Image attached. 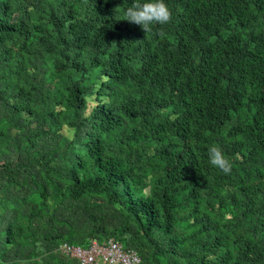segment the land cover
Instances as JSON below:
<instances>
[{"label":"trees","instance_id":"1","mask_svg":"<svg viewBox=\"0 0 264 264\" xmlns=\"http://www.w3.org/2000/svg\"><path fill=\"white\" fill-rule=\"evenodd\" d=\"M166 3L0 0V264H264V0Z\"/></svg>","mask_w":264,"mask_h":264},{"label":"clouds","instance_id":"2","mask_svg":"<svg viewBox=\"0 0 264 264\" xmlns=\"http://www.w3.org/2000/svg\"><path fill=\"white\" fill-rule=\"evenodd\" d=\"M123 15L125 20L139 25L144 32H149L157 25L168 24L172 14L166 0H124ZM208 161L224 174H230L231 162L224 156L221 148L210 147Z\"/></svg>","mask_w":264,"mask_h":264},{"label":"built area","instance_id":"3","mask_svg":"<svg viewBox=\"0 0 264 264\" xmlns=\"http://www.w3.org/2000/svg\"><path fill=\"white\" fill-rule=\"evenodd\" d=\"M59 250L77 259L78 264H139L140 261L135 251L123 248L113 238L92 239L86 247L64 242Z\"/></svg>","mask_w":264,"mask_h":264}]
</instances>
